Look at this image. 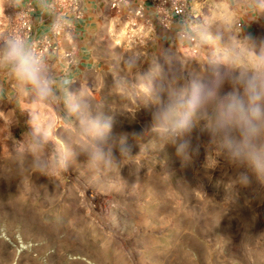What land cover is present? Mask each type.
<instances>
[{"label":"rangeland","instance_id":"rangeland-1","mask_svg":"<svg viewBox=\"0 0 264 264\" xmlns=\"http://www.w3.org/2000/svg\"><path fill=\"white\" fill-rule=\"evenodd\" d=\"M20 1L0 4V43L17 35ZM147 13L122 4L90 17L83 68L62 86L65 73L48 65L58 81L49 102L20 96L0 69V264H264V187L253 179L232 188L242 169L206 133L193 131L199 151L189 162L160 141L151 131L149 89L162 81L147 78L156 65L168 78L206 75L219 45L203 43L201 31H239L259 45L264 11L255 0H205L195 30L186 27L193 41L150 26ZM132 19L145 26L146 51L124 33ZM67 90L83 93L88 106L81 114L67 111ZM107 119L112 128L101 138L92 121ZM36 126L47 133L39 156L50 176L31 171V154L22 167L15 159ZM97 144L113 148L118 165L90 170L87 157ZM122 148L130 155L121 157ZM60 158L68 160L66 171L57 167Z\"/></svg>","mask_w":264,"mask_h":264},{"label":"clouds","instance_id":"clouds-1","mask_svg":"<svg viewBox=\"0 0 264 264\" xmlns=\"http://www.w3.org/2000/svg\"><path fill=\"white\" fill-rule=\"evenodd\" d=\"M255 4L264 11V0H255ZM50 28L54 34L71 36L74 25L57 13ZM198 34L203 43L219 45L207 58L206 75L180 73L168 78L161 66L156 65L147 77L149 80L159 77L162 81L158 87L149 89L155 108L151 131L163 143L174 146L177 156L185 162L199 151L191 143L193 131L206 133L219 154L235 168L242 169L230 183L232 188L236 183L248 186L253 179L264 187V41L257 45L251 37H241L239 31H230L227 36L220 31L215 35L206 31ZM0 69L7 70L22 97L31 95L35 100L49 102L57 96L56 76L45 58L22 36L9 35L0 43ZM64 99L67 111L73 115L81 114L88 106L80 92L67 90ZM38 120L33 113L32 121ZM92 126L103 138L111 130L112 121L93 120ZM46 138L47 133L40 126L24 134L23 148L18 147L15 156L21 167L25 156L31 154L32 172L53 174L39 156ZM125 154L130 155L122 148L120 156ZM101 162L118 165L113 148L105 151L97 144L88 154L90 170H99ZM57 167L66 171L67 158H60Z\"/></svg>","mask_w":264,"mask_h":264},{"label":"built area","instance_id":"built-area-1","mask_svg":"<svg viewBox=\"0 0 264 264\" xmlns=\"http://www.w3.org/2000/svg\"><path fill=\"white\" fill-rule=\"evenodd\" d=\"M205 0H110V6L117 8L122 4H131L137 8V15L143 10L149 13L145 16L150 26L157 23L163 30L172 34H181L189 37L186 27L194 29L192 24L199 16L201 4ZM21 12L18 15L16 36H22L42 57L52 56L50 65L60 67L63 73H68L76 68L81 62V37L78 32V22L84 17L83 0H21ZM44 16V32H36L35 15ZM62 14L74 25L71 36L54 34L50 28L53 16ZM177 29V30H175ZM126 36L136 40L140 48L147 50L144 24L138 19L126 22L124 26ZM191 41L193 37H189Z\"/></svg>","mask_w":264,"mask_h":264},{"label":"crops","instance_id":"crops-1","mask_svg":"<svg viewBox=\"0 0 264 264\" xmlns=\"http://www.w3.org/2000/svg\"><path fill=\"white\" fill-rule=\"evenodd\" d=\"M135 1H142V0H134ZM209 2H211V0H208ZM231 1V0H229ZM247 2H251L254 0H246ZM110 5V0H83V6H84V17L79 20L78 22V29H79V34L80 37L82 38L83 36V32H84V27L85 24L90 20V17H92L91 20H95L96 17L98 16V12L100 9L106 8ZM43 18L44 16L36 13L35 15V24H36V32H44L46 30V26L43 25ZM177 30V29H175ZM86 52L84 53V49L82 48L81 50V62L80 64L74 68L73 70H71L70 72L66 73L65 75L60 77V85L64 86L66 85L69 81L72 80V77L74 78V75L83 68L84 63L87 62L85 59L86 56ZM52 56L49 55L47 57H45V60L47 61L48 65H50V60H51Z\"/></svg>","mask_w":264,"mask_h":264}]
</instances>
